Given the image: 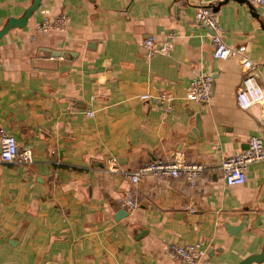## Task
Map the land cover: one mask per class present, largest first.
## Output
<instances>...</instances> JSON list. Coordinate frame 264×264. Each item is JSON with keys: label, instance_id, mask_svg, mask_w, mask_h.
Returning <instances> with one entry per match:
<instances>
[{"label": "crops", "instance_id": "crops-1", "mask_svg": "<svg viewBox=\"0 0 264 264\" xmlns=\"http://www.w3.org/2000/svg\"><path fill=\"white\" fill-rule=\"evenodd\" d=\"M29 1L0 0V27ZM199 4L224 43L245 46L264 82V1L39 0L23 26L0 35V131L31 151L27 163L0 161V264H183L166 246L193 241L201 264H236L262 248L264 160L235 185L216 168L257 133L262 106H237L239 57L211 55L210 30L194 20ZM41 11L64 13V28L33 33ZM145 35L167 40L168 52L145 56ZM202 71L209 98L184 99ZM161 91L174 97L168 111L153 99ZM176 155L207 167L194 186L181 175L132 183L106 170L109 158L126 170ZM126 190L129 210L118 202Z\"/></svg>", "mask_w": 264, "mask_h": 264}, {"label": "built area", "instance_id": "built-area-1", "mask_svg": "<svg viewBox=\"0 0 264 264\" xmlns=\"http://www.w3.org/2000/svg\"><path fill=\"white\" fill-rule=\"evenodd\" d=\"M264 0H246L250 5H260ZM41 19L35 23L33 33H43L48 31H61L66 22L64 13L50 17L46 11H41ZM196 23L208 28L209 42L211 44V55L218 59L229 56L239 57L242 68L240 86L236 89L234 98L237 106L246 108L253 104L262 106V111L258 118V129L256 134L249 135L246 145L239 151L232 154L222 155L216 168L219 170L225 184L235 185L244 181V171L246 166L254 161L264 160V82L258 80L253 63L245 55V46L239 44L230 46L224 43L221 37L222 28L218 25L213 11L209 6L199 4L194 11ZM33 33L29 36L33 38ZM139 45L145 51V56L149 57L153 53L166 54L169 50L167 40L156 42L152 35H145L139 39ZM212 76L210 72L202 71L190 77L186 83L184 99L197 103L206 102L211 93ZM148 98V94L141 95ZM154 101L164 111L172 107L174 97L165 91L158 92L153 96ZM85 114L92 115V111L86 110ZM31 159L29 147H18L14 137L6 131H0V161L27 163ZM207 169L202 163L187 162L181 155H176L170 159L154 158L133 168L122 170L118 168L112 158L108 159L106 170L109 172H120L129 182H136L144 176H169L181 175L188 186H194L201 171ZM119 204L125 210H129L134 203L131 191H124L119 199ZM192 210V207L188 208ZM167 254L174 260L183 264H201L205 250L200 242L170 243L166 246ZM256 264H264V259Z\"/></svg>", "mask_w": 264, "mask_h": 264}, {"label": "water", "instance_id": "water-1", "mask_svg": "<svg viewBox=\"0 0 264 264\" xmlns=\"http://www.w3.org/2000/svg\"><path fill=\"white\" fill-rule=\"evenodd\" d=\"M39 0H30L28 5L23 9L22 13L18 17H6L0 27V35L4 33L10 27H21L25 24L27 17L38 7ZM195 126L197 127V122H195ZM124 215L125 211L123 209H119L116 212V215ZM241 225V224H240ZM237 226L228 227L227 231L233 232L237 229ZM264 259V244L262 248L253 254L247 255L246 257L240 259L236 264H256Z\"/></svg>", "mask_w": 264, "mask_h": 264}]
</instances>
